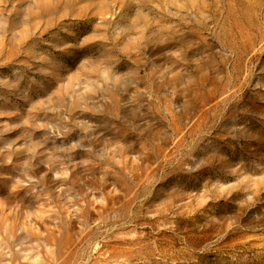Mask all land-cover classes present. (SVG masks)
Here are the masks:
<instances>
[{
    "label": "rangeland",
    "instance_id": "obj_1",
    "mask_svg": "<svg viewBox=\"0 0 264 264\" xmlns=\"http://www.w3.org/2000/svg\"><path fill=\"white\" fill-rule=\"evenodd\" d=\"M0 264H264V0H0Z\"/></svg>",
    "mask_w": 264,
    "mask_h": 264
}]
</instances>
